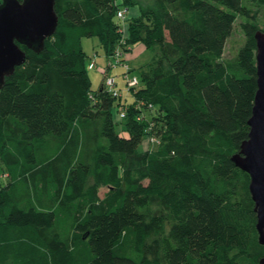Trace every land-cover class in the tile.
I'll return each instance as SVG.
<instances>
[{
  "label": "trees",
  "instance_id": "1",
  "mask_svg": "<svg viewBox=\"0 0 264 264\" xmlns=\"http://www.w3.org/2000/svg\"><path fill=\"white\" fill-rule=\"evenodd\" d=\"M251 5L264 0H55L54 34L0 89V264H260L250 177L231 160L257 89ZM237 16L243 42L223 59ZM85 36L107 57L152 50L129 102L105 71L91 88ZM137 156L143 180L123 174Z\"/></svg>",
  "mask_w": 264,
  "mask_h": 264
},
{
  "label": "water",
  "instance_id": "2",
  "mask_svg": "<svg viewBox=\"0 0 264 264\" xmlns=\"http://www.w3.org/2000/svg\"><path fill=\"white\" fill-rule=\"evenodd\" d=\"M54 5L55 0L0 3V89L5 78L25 61L26 53L19 44L38 53L44 41L54 34L58 22ZM254 39L257 89L248 119L250 129L231 160L250 177L248 187L256 212L258 241L264 246V32L256 30ZM260 264H264V256Z\"/></svg>",
  "mask_w": 264,
  "mask_h": 264
},
{
  "label": "rangeland",
  "instance_id": "3",
  "mask_svg": "<svg viewBox=\"0 0 264 264\" xmlns=\"http://www.w3.org/2000/svg\"><path fill=\"white\" fill-rule=\"evenodd\" d=\"M132 1H137L141 4H147V3L152 2V0H132ZM135 11H136V7L128 8L126 12V17L131 13H135ZM263 11H264V7H257L255 5L254 6L251 5L252 14L257 13V15L259 14L260 18H262V16L264 17ZM243 21H244L243 18L239 16L236 17L231 35L227 39L226 44H225L224 52L222 54L223 59H231L233 55L235 54V52L237 51V49L241 46L243 42V34L239 27V23ZM122 26L124 28L125 24L123 23ZM81 46L86 55V58L88 59V62L93 60L95 64L93 68L89 69L87 67V70H86L88 77L90 79V82H91V88L95 89L98 87L102 79V75L104 73L103 71H105V73H108L109 76H113L115 78L116 88L121 95L119 96L120 99L121 97L126 96L127 101L129 102L131 99V96H130V91L129 90L127 91L124 85L125 78H123V74L126 71H124L123 67L118 66V65L117 66L110 65L112 58L111 56L109 57L105 56L102 48L99 45L98 39L96 37L94 36L83 37L81 39ZM129 46H130V49L124 52L122 60L126 62L129 66V71L127 72V76L129 78L133 76L138 78L140 67L148 63L152 59L154 53L152 52V50L144 48L140 43H134ZM113 118H115V121L119 124L118 126H116L117 131H120V128H122V126L119 123L121 120V117L119 118L118 116V110H116L115 113L113 112ZM120 133L124 134L125 132L120 131ZM151 141L152 140L150 139L143 141L142 143L143 145H141L142 147L141 151L143 149H146L147 147L150 149L155 148L156 145L152 143L153 141L152 142ZM123 174L130 179L137 178V180L138 179L143 180V178H141L142 168L140 166L138 156L132 157V161L128 162L126 166L123 167ZM4 178L6 180V174H3V173L0 174V180L3 184L5 183ZM103 191L104 189H101L100 195L102 194Z\"/></svg>",
  "mask_w": 264,
  "mask_h": 264
},
{
  "label": "built area",
  "instance_id": "4",
  "mask_svg": "<svg viewBox=\"0 0 264 264\" xmlns=\"http://www.w3.org/2000/svg\"><path fill=\"white\" fill-rule=\"evenodd\" d=\"M124 14H125V11L124 10H118L116 12V16L118 18H123L124 17ZM111 58H112V60H111L110 65H113V66H117V65L118 66H122L123 69H124V71H126L123 74V78H125L124 85L126 87V90L128 91L130 87L137 85L138 84L137 77L133 76V77L129 78L127 76V72L129 71V66H128V64L126 62H124L122 60L123 59V53H122L121 49H119V47L111 55ZM94 66H95V64H94V61L93 60L89 61L88 64H87V67L89 69L93 68ZM103 83H104V87L107 89V91L112 96L117 97V98L119 96H121L120 93H119V91L116 88V81H115V78L113 76H109L108 73L105 74V76L103 77ZM118 116H119V118L120 117L122 118L124 116V112L123 111H118Z\"/></svg>",
  "mask_w": 264,
  "mask_h": 264
},
{
  "label": "flooded vegetation",
  "instance_id": "5",
  "mask_svg": "<svg viewBox=\"0 0 264 264\" xmlns=\"http://www.w3.org/2000/svg\"><path fill=\"white\" fill-rule=\"evenodd\" d=\"M19 1H21V0H19ZM2 2V0H0V3ZM19 46L22 48V47H24V48H26L24 45H21V44H19ZM23 49V48H22ZM24 50V49H23Z\"/></svg>",
  "mask_w": 264,
  "mask_h": 264
}]
</instances>
